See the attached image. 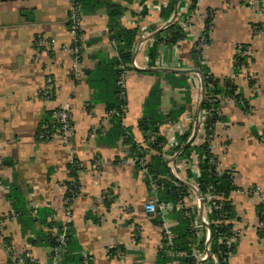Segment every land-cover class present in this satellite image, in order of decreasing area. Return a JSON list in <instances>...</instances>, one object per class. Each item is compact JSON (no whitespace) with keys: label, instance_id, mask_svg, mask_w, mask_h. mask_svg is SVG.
<instances>
[{"label":"crops","instance_id":"obj_1","mask_svg":"<svg viewBox=\"0 0 264 264\" xmlns=\"http://www.w3.org/2000/svg\"><path fill=\"white\" fill-rule=\"evenodd\" d=\"M161 1L167 4L157 10ZM114 2L122 10L119 26L136 30L131 61L126 64L127 111L118 126L114 125L117 119L105 117L113 100L115 67L110 62L118 58L117 47L108 45L112 32L106 8L83 14L88 50L76 79L72 58L63 51L71 45L67 29L71 0H0V217L5 230L0 264L12 262L7 244L16 254L30 253L35 264H58L51 258V248L37 237L39 233L55 235L54 223L65 222L64 196L71 182L77 185L71 203V236L76 253L88 255L90 264H183L186 254L176 250L177 255L173 254L164 245V229L178 226L175 206L168 203L156 216L144 210L151 198L147 181L151 172L146 175L141 170L137 160L142 155L148 166L164 165L174 179L192 188L188 199H195V216L189 224L188 257L193 264H218L210 252V236L206 250V234L214 220L209 219L212 212L207 203L196 195L195 151L188 159L180 156L187 147L194 150L204 143L208 117L199 109L202 85L193 51L201 67L220 84L233 83L248 105L244 111L241 103L222 97L218 108L222 120L213 133L211 152L220 171L233 173L237 188L228 199L231 230L237 236L227 237L231 252L226 264H264V237L259 235L261 221L256 212L264 196L261 200L259 194H246L254 186L264 194V0H176L168 20L161 14L167 0ZM185 17L190 24L182 32L184 39L174 45L162 42L151 60L148 51L155 36H163L174 22L180 26ZM255 25L260 29L257 34L252 32ZM38 39L52 44L38 50ZM240 46L246 47L249 60L236 70L234 59ZM175 59L178 68L164 67ZM48 79L54 87L49 99L38 92ZM65 105L73 127L69 144L39 141L42 124L53 110ZM144 118L151 125L163 119L154 124L162 141L159 152L148 143L154 132ZM72 162L77 164L75 179L69 171ZM174 166L183 169L173 173ZM16 208L34 217L33 230L26 234L13 218Z\"/></svg>","mask_w":264,"mask_h":264},{"label":"trees","instance_id":"obj_2","mask_svg":"<svg viewBox=\"0 0 264 264\" xmlns=\"http://www.w3.org/2000/svg\"><path fill=\"white\" fill-rule=\"evenodd\" d=\"M82 5V12L83 14H89L93 8L96 7H105L107 10L109 23H110V32H112V36L110 37L111 40L115 42V46L117 47V53L118 58L115 59V61L110 62L112 67L117 66L118 63L123 64H129L131 61V48L132 44L136 40V30L135 29H123L118 24V19L122 14V10L119 5H117L114 1L115 0H77ZM126 2H130L131 0H123ZM168 5L167 8L164 10V14H162V17L165 18V20H168V17L173 13L174 11V5L176 0H167ZM161 35V34H160ZM157 34L155 36V42L152 46V48L148 51V56L151 60L155 59L157 55V47L162 42L164 44H176L177 42L184 39V35L182 33V30L180 26L177 25L176 22L169 25L164 30V35L160 36ZM241 51H247L245 46H240ZM248 52V51H247ZM198 53L197 51L192 52V59L194 60V63L196 65V68H198L202 74L203 82H204V88H205V97L203 101L202 108L207 111L211 110L210 113H208V117L205 121L204 126V133H205V141L203 144H201L199 147L194 148L192 150L190 147H187L184 149L182 154L180 155L181 158H190L192 151H195V156L197 158V168L199 170V176L194 177V181L197 185L199 194L203 197L205 193L208 191L209 187L212 186L217 193H220L224 197V201L222 202V206L218 211L212 212L209 215L210 220H215L219 217V215H222L224 220L226 221L225 224H221L220 226L215 227L210 222V252L212 255H215L218 259V262L220 264H226L227 260L223 262V256L222 253L231 252L230 248L228 249L227 245H223L222 243H218V239L229 237V231L232 228L231 219L233 218L232 214V207L231 203L228 200L229 195L231 192L235 191L237 188L233 184V177L232 172L229 170H221L219 172L216 171V157L211 153L209 148V142H208V136L212 133L214 130L215 124L217 122H220L222 118L218 115V108L220 104V100L222 97H228L230 99H233L236 103H241L242 109L245 111L248 108V105L243 98L236 94V87L231 83L230 81H224L222 84H220V81L214 79L207 71L205 67H201L199 63L197 62ZM247 59L248 56L242 57V58H236L234 59V66L236 67V70H239L238 67L241 65H247ZM249 60V59H248ZM114 85L112 89L113 94V100L110 102V104L107 107V111L110 109H113L117 107L118 101H117V92H116V76L117 72L114 69ZM219 96H221L219 98ZM153 97V96H152ZM156 119V118H155ZM50 120V116L48 119L45 120V122H48ZM118 120H115L116 123L114 125L118 124ZM144 123L146 122L149 124V126H152V131L155 133L157 132V127L154 125L155 122H162V118H157L155 122L147 121L146 118L143 119ZM44 122V123H45ZM145 123V124H146ZM154 125V126H153ZM118 126V125H116ZM188 138V135L184 137L183 142L185 143ZM161 139L157 138L155 143L151 144V147L153 150H156L159 152V144L161 143ZM156 167V168H155ZM153 167L152 165H147L148 171H150V175H153L154 177H158V175L164 174L162 179L159 180L160 188L157 194V198L159 202H165L166 204H172L176 205L178 201L187 198L189 196L190 189L185 186L180 181L174 179L168 172V169L166 166H157ZM77 169V164L73 163L69 166L70 176L72 178H76L75 172ZM192 175H190L191 177ZM69 185L67 184V187ZM68 195V194H67ZM65 195L64 197H66ZM256 212L260 219V221H264V202L258 204L256 206ZM17 215V221L20 224L21 232L23 234H26L29 230H33V225L35 223L34 217L31 216L28 213H21L19 212V209L16 208L15 211ZM195 216V213L192 211V218ZM178 217V226L175 227L172 231L175 234L174 239V248L177 252H184L186 255L181 260L183 264H193V259L188 257V255L191 253L190 248L187 246L188 239L190 238L192 232L190 230L189 219L185 218L183 216L182 211L177 212ZM56 226L54 229L56 230L55 235L51 234H38V239L40 241H43L42 243L49 247L53 248L56 246V239L57 236L60 234L62 228L64 227L63 224H55ZM49 228H51V224H49ZM71 224L68 225L67 229V236H66V245L64 247L63 253L60 257V260L57 262L58 264H84L82 255H78L76 253V249L74 248L75 240L71 236ZM259 235L261 237H264V227L261 228L259 231ZM220 252V253H219ZM159 254L163 255V252H160ZM51 258H53V254L51 252ZM9 264H14L13 262L9 261ZM24 264H35V262L26 261ZM90 264V261L88 263Z\"/></svg>","mask_w":264,"mask_h":264},{"label":"built area","instance_id":"obj_3","mask_svg":"<svg viewBox=\"0 0 264 264\" xmlns=\"http://www.w3.org/2000/svg\"><path fill=\"white\" fill-rule=\"evenodd\" d=\"M166 1H161L157 7V10L160 9V6H166ZM140 13V11L138 12ZM189 24H190V18H184L180 22V28L182 32H187L189 30ZM82 28H83V12H82V5L77 1V0H71L69 9H68V15H67V29L68 33L71 37V45L69 47H64L63 51L68 53L71 58H72V63H73V77L76 79H79L81 76V71L79 69L80 64L82 62V58L84 53L88 50L87 42H86V37L82 33ZM252 32L254 34H257L260 32V29L257 25L252 27ZM202 42H204V38L202 39ZM52 43H48L45 39H38L35 43V46L37 47L38 50L41 49H49ZM108 45L111 47L115 46V42L113 40L108 42ZM248 52L247 51H241L240 47L236 51V58L240 57H245L247 56ZM179 62L177 59L167 61L165 63V68L167 69H175L178 68ZM117 72L116 76V92H117V101L118 105L117 107L110 109L106 111L105 117L107 120L109 119H119L121 120L126 111H127V103H126V98H127V93H126V76L128 72V66L123 63H118L116 68ZM39 94L43 98H51L54 92V87L53 83L50 79H48L47 84L42 87L39 91ZM211 110H207L206 113H210ZM72 118L70 114L69 108L65 106H59L57 109L53 110L50 116V120L48 122H45L42 124L39 134H38V140L39 141H59L62 145H68L70 137L72 135ZM213 133L208 136V142H209V148L211 151L212 148V142H213ZM156 133H152L148 139V143L152 144L156 140ZM212 153V152H211ZM215 156V155H214ZM195 157V164L193 165V172L194 174L198 177L199 176V170L196 166L197 164V158ZM216 157V156H215ZM140 168L142 171L148 174L147 170V160L145 156H140L139 159L137 160ZM74 162H72L73 164ZM96 165H100V161L96 159ZM220 163L218 162V159L216 157V171L219 172V166ZM159 178L154 177L153 175L148 174L147 175V181H148V187L150 190L151 198L148 200V202L144 205V210L152 216L159 215L161 212L165 211L168 208V204L165 202H159L157 198V194L160 188L159 184ZM77 192V185L73 182L69 184L66 190V197H64V215H65V222L63 223V228L60 232V234L57 236L56 239V246L51 249V252L53 254V260L59 261L60 257L63 253L64 247L66 245V236H67V229L68 225H70V218H71V203L74 200ZM246 194L248 195H261L260 199L263 200V196L261 194V189L258 186H254L250 189L246 190ZM198 199V198H197ZM199 201H203L207 203L210 212H215L220 209L222 206V202L224 201V197L222 194L217 193L215 189L210 186L208 191L205 193V195L202 197L200 195V198L198 199ZM264 201V200H263ZM262 201V202H263ZM192 204V205H190ZM175 210L177 211H182L183 216L189 221H192V211H193V203L191 200L187 198H184L175 205ZM13 218L16 220L17 215H13ZM205 225H208V222H205ZM226 221L224 220L222 215H219L217 219H215L212 224L217 227L220 226L221 224H225ZM260 227H264V221L260 223ZM1 230H3V222L0 217V239L3 238V234H1ZM231 231V232H230ZM229 235L232 237L237 236V232L235 230H230ZM211 234V231H207L206 238H205V244H206V250H209V236ZM229 236V237H230ZM163 237H164V245L173 253L176 254L175 248H174V239H175V234L171 229L165 228L163 231ZM228 238H219L218 243H222L223 245H227L229 249V242L227 240ZM134 241H132L133 243ZM11 244H7V250L9 254L11 255V260L14 264H24L26 261H31L34 262L32 256L30 253H23V254H16L13 249L10 246ZM220 253V252H219ZM223 256V262L227 260L229 256V252H225L221 254ZM83 258V263L86 264L90 260L89 256L86 254H82ZM218 259V258H217ZM197 264V263H194ZM218 264H220L218 262Z\"/></svg>","mask_w":264,"mask_h":264},{"label":"water","instance_id":"obj_4","mask_svg":"<svg viewBox=\"0 0 264 264\" xmlns=\"http://www.w3.org/2000/svg\"><path fill=\"white\" fill-rule=\"evenodd\" d=\"M180 0H177V3L179 2ZM175 15V14H174ZM196 73L200 76V80H201V85H202V99H201V102H200V105H199V109H201L202 105H203V101H204V97H205V93H204V82H203V77H202V74L200 71H196ZM187 146V145H186ZM183 151V149H181L179 151V153H181ZM185 186H187L188 188H191L190 186H188L187 184H185ZM192 189V188H191ZM194 190V189H193ZM197 197L200 198V195L198 193H196ZM31 238L29 237L28 238V242H31Z\"/></svg>","mask_w":264,"mask_h":264},{"label":"rangeland","instance_id":"obj_5","mask_svg":"<svg viewBox=\"0 0 264 264\" xmlns=\"http://www.w3.org/2000/svg\"><path fill=\"white\" fill-rule=\"evenodd\" d=\"M258 27H259V26H258ZM194 164H195V163L192 162V167H193ZM178 169L182 170V169H183V166H178V167H175V166H174V167H172V171H173V173H176V172L179 173L180 170H178ZM193 169H194V168H192V170H193ZM184 177H186V176H184ZM185 181H187V179H186ZM190 182H191V184H194L192 180H191ZM194 200H195V199L192 198L193 206H194ZM190 205H192V204H190ZM193 219H194V217H193ZM1 234H5V230H4V229L1 230ZM1 240L4 241V239H1ZM11 248H12V247H11ZM13 251H14V250H13Z\"/></svg>","mask_w":264,"mask_h":264}]
</instances>
